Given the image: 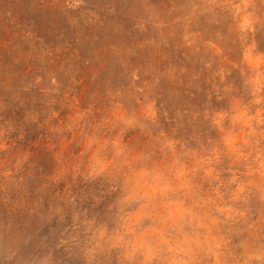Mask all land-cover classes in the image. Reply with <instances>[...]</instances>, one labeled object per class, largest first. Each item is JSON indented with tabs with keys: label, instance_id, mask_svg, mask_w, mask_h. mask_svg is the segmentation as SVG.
<instances>
[{
	"label": "rangeland",
	"instance_id": "374dc122",
	"mask_svg": "<svg viewBox=\"0 0 264 264\" xmlns=\"http://www.w3.org/2000/svg\"><path fill=\"white\" fill-rule=\"evenodd\" d=\"M0 264H264V0H0Z\"/></svg>",
	"mask_w": 264,
	"mask_h": 264
}]
</instances>
